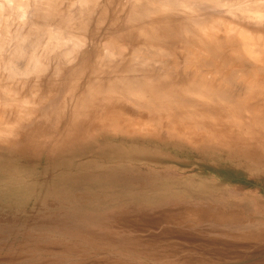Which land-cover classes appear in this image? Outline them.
Wrapping results in <instances>:
<instances>
[{"label": "rangeland", "instance_id": "obj_1", "mask_svg": "<svg viewBox=\"0 0 264 264\" xmlns=\"http://www.w3.org/2000/svg\"><path fill=\"white\" fill-rule=\"evenodd\" d=\"M25 10V17L19 19L17 14L3 13L2 34L5 26L12 32L28 26L31 12ZM159 24V34L169 36L163 46L175 52L180 82L187 87L185 103L192 98L195 103L186 108L205 116V127L214 129L213 119L230 120L227 127L236 130V122L245 114L264 118V75L256 74L260 69L256 63L257 71L248 63H254L251 60L244 63L246 68L229 60L232 48L224 44L219 49L210 46V51L175 44L176 20ZM253 34L264 42V36ZM250 44L247 48L253 49L255 44ZM219 51L224 59L212 58ZM208 64L213 66L210 70ZM219 90L225 92L223 98L218 96L222 92L213 99L196 96ZM143 118L124 105L109 108L104 123H76L71 114L48 118L40 113L18 146L0 145V264H264V172L239 163L238 157L251 151L243 141L235 153L228 152L229 159L215 158V171L227 180L229 190L216 194L212 210L162 222L128 220L126 211H117L106 193L111 189L106 178L110 171H99L77 150L90 134L102 129L147 134L134 131Z\"/></svg>", "mask_w": 264, "mask_h": 264}, {"label": "clouds", "instance_id": "obj_2", "mask_svg": "<svg viewBox=\"0 0 264 264\" xmlns=\"http://www.w3.org/2000/svg\"><path fill=\"white\" fill-rule=\"evenodd\" d=\"M15 7L31 20L0 35V145L18 146L40 113L104 123L109 108L124 105L144 116L134 131L179 141L199 158L235 153L243 141L251 151L239 163L264 172V118L205 127L185 106L176 54L158 32L175 19V38L219 47L224 18L264 22V0H30L5 4L6 14ZM257 48L251 59L264 70V43Z\"/></svg>", "mask_w": 264, "mask_h": 264}, {"label": "crops", "instance_id": "obj_3", "mask_svg": "<svg viewBox=\"0 0 264 264\" xmlns=\"http://www.w3.org/2000/svg\"><path fill=\"white\" fill-rule=\"evenodd\" d=\"M77 151L99 171H110L106 178L111 189L106 193L117 211L127 212L128 220L187 219L190 212L212 210L216 194L229 190L227 180L215 171L217 156L199 158L165 137L102 129Z\"/></svg>", "mask_w": 264, "mask_h": 264}, {"label": "bare ground", "instance_id": "obj_4", "mask_svg": "<svg viewBox=\"0 0 264 264\" xmlns=\"http://www.w3.org/2000/svg\"><path fill=\"white\" fill-rule=\"evenodd\" d=\"M6 1H8V3H5ZM0 0V35H2V30H3V13L5 12V8H4V5L5 4H9V5H13V1H15L16 2V4L14 3V5H21L20 4V2L21 3H23V0ZM25 1V0H24ZM24 4V3H23ZM22 7H15V8H12V9H10L8 12H10L11 14H13V15H15V14H17L16 16H17V18L19 19V17L20 18H22V17H25V13H26V10L24 9V11L23 12H21V13H19L20 12V10H22L21 9ZM6 15V14H5ZM231 19L229 20L228 19V17H226V18H224V20L222 21V29H223V31H225L226 33H227V36H226V38L225 37H222L221 39H226V42L224 43V45H228V46H230L231 48H232V55H228V53H227V56H230L228 59L230 60V59H232V61L234 60V61H236V63L237 62H239V63H241L243 66H244V68H246V66L245 65H247V64H245L244 65V63H246V61L248 60H251L252 61V59L250 58V57H252L254 54H255V52L257 51V50H255V51H253L254 49H256V48H254V47H256V46H258L259 44H261L263 41L261 40H257L256 38H254L255 37V35L253 34V33H257V34H260L261 35V37L262 36H264V22H259V21H257V22H251V21H248V20H245L244 18H232V17H230ZM8 20V19H7ZM3 21V22H2ZM5 25V24H4ZM22 27V26H21ZM19 28V27H18ZM17 27L15 28V30L16 29H18ZM158 30H160V28L158 29ZM161 31V30H160ZM166 31V30H165ZM251 34H253L252 36H254L253 38L254 39H256L258 42H260V43H258L256 40H254L252 37H251ZM173 35V37L175 38V35L174 34H172ZM170 36H171V33H170ZM257 37H258V35H256ZM261 37H259V39H262ZM175 41H176V43H175ZM175 41H174V43L175 44H180V46L182 45V44H188V46L191 44V46H189V47H193L192 45H194L191 41H185V40H181V39H177V38H175ZM257 42V44H255ZM167 43V42H166ZM165 43V44H166ZM250 43H254L255 45H253L254 47H253V49H248L247 47L249 46V45H251ZM264 43V42H263ZM164 44V45H165ZM173 44V43H172ZM210 46L212 47L213 45H208V46H204L203 48L204 49H211L210 48ZM183 47H185V46H183ZM201 47V46H200ZM194 48V47H193ZM213 48H215V47H213ZM212 48V50L211 51H215L216 49H219L220 48V46H219V48L217 47L215 50ZM222 48V47H221ZM228 48V47H227ZM227 48H226V51H227ZM197 49V48H196ZM198 50V49H197ZM207 51H210V50H207ZM189 52V51H188ZM225 52V51H224ZM214 54H213V57L212 58H214V55L217 57V58H220L221 59V57H222V52L221 51H219V52H217V53H215V52H213ZM188 54V53H187ZM226 55V54H225ZM246 55L247 56H249V58L248 59H246L247 57H246ZM180 56V55H179ZM199 57V56H198ZM215 57V58H216ZM223 58V57H222ZM196 59V58H195ZM224 59V58H223ZM222 59V60H223ZM225 60H227L226 58H225ZM224 60V61H225ZM207 61V60H206ZM224 61H222V63L224 62ZM204 63V62H203ZM208 63V62H207ZM220 62H218V64H219ZM230 63V62H229ZM251 66H253L254 64H255V62L254 63H252V62H248ZM206 64V63H205ZM217 64V65H218ZM226 64V63H225ZM248 64V65H249ZM257 64V63H256ZM213 65V64H212ZM220 65H221V63H220ZM219 65V66H220ZM224 65V64H223ZM228 65V64H227ZM231 65V64H230ZM234 66H235V63L233 64ZM259 67L258 68H260L259 70H258V72L256 73V74H258V75H264V70H262V68H261V65H259V64H257ZM208 66V68H209V70L213 67H209V66H211L210 64H208L207 65ZM251 66H249V68H251ZM206 67V66H205ZM237 67H240V66H237ZM248 67V66H247ZM254 67V66H253ZM252 67V68H253ZM243 68V67H242ZM243 68V69H244ZM254 68H256V71H257V67H256V65H255V67ZM254 68H253V70H254ZM219 69V68H218ZM240 69H241V67H240ZM230 70V69H229ZM223 71V70H222ZM249 71H251V70H249ZM249 71H247V73H249ZM186 72V71H185ZM200 72V71H199ZM240 72H244V71H240ZM212 73V72H211ZM231 73H232V71H231ZM251 73V72H250ZM249 73V74H250ZM188 74V73H187ZM218 74V73H217ZM220 74V73H219ZM238 74V73H237ZM186 75V74H185ZM212 75H215V74H212ZM229 75H232V74H229ZM235 75V72H234V74L232 75V76H234ZM252 75H254V74H252ZM257 75V76H258ZM189 76V75H188ZM216 76V75H215ZM231 76V77H232ZM249 76H251V75H249ZM184 77V76H183ZM209 78V77H208ZM217 78H218V76H217ZM228 79V78H227ZM226 79V80H227ZM221 80V79H220ZM232 80V79H231ZM202 82V81H201ZM200 83V82H199ZM234 83V82H233ZM230 84H231V82H230ZM195 85H196V83H195ZM194 85V86H195ZM197 85H199V84H197ZM209 85V84H208ZM235 85V84H234ZM194 86H193V88H194ZM191 89H192V87H191ZM200 90V89H199ZM198 90V91H199ZM208 90V89H207ZM233 90V89H232ZM190 91V90H189ZM193 91H195V89H193ZM201 91V90H200ZM209 91V90H208ZM226 91V90H225ZM238 91V90H237ZM204 92V91H203ZM202 92V94H200V92H199V94H196V96L197 95H200V97L201 98H203V97H205L206 99H213V98H216L217 97V95L218 94H220L222 91H220L219 90V93H217V94H215L216 93V90H215V93H209V92H207V93H209V95L206 93L205 94V92L203 93ZM211 92V91H210ZM195 93H198V92H195ZM195 93L193 92V93H191L192 95H195ZM225 94V92L223 91L222 93H221V95H218V96H220V98L222 97L223 98V96H222V94ZM213 95H215V96H213ZM226 95V94H225ZM224 95V96H225ZM191 98L192 97H194V96H190ZM189 98V97H188ZM219 98V99H220ZM227 98V97H226ZM225 97H224V99H226ZM198 99V98H197ZM192 100H193V98H192ZM192 100H190L187 104L185 103V106H187V105H189V106H192V107H195V103L192 101ZM218 100V99H217ZM216 99H215V101H217ZM222 100V99H221ZM242 100V99H241ZM188 100H186L185 102H187ZM206 101H208V100H206ZM243 102V101H242ZM227 106V105H226ZM259 106V105H258ZM229 109V108H228ZM197 110H199V109H197ZM256 110H257V108H256ZM245 111V110H244ZM195 112V114H197L198 112L197 111H194ZM197 112V113H196ZM250 113V112H249ZM225 114H226V112H225ZM198 115V114H197ZM202 116V115H201ZM243 116H244V114H243ZM204 118H205V116H204ZM207 120V119H206ZM114 121V120H113ZM115 122V121H114ZM117 122V121H116ZM207 122H210V120H207ZM112 125H116L115 123H112ZM135 126V125H134ZM136 127V126H135ZM131 130V129H130ZM102 132V131H101ZM103 133V132H102ZM121 133V132H120ZM203 215V214H202Z\"/></svg>", "mask_w": 264, "mask_h": 264}]
</instances>
